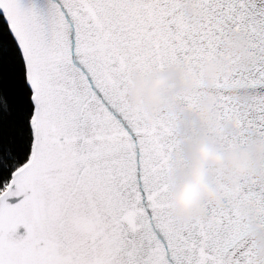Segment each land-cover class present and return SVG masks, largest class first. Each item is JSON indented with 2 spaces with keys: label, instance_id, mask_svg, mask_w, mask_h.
Instances as JSON below:
<instances>
[{
  "label": "snow or ice",
  "instance_id": "obj_1",
  "mask_svg": "<svg viewBox=\"0 0 264 264\" xmlns=\"http://www.w3.org/2000/svg\"><path fill=\"white\" fill-rule=\"evenodd\" d=\"M0 15V264H264L239 214L264 234V180L229 188L205 167L223 207L179 221L171 200L197 136L218 152L264 140V0H0ZM216 58L227 71L205 89ZM169 69L189 92L162 90L151 116L130 105L132 75Z\"/></svg>",
  "mask_w": 264,
  "mask_h": 264
},
{
  "label": "water",
  "instance_id": "obj_2",
  "mask_svg": "<svg viewBox=\"0 0 264 264\" xmlns=\"http://www.w3.org/2000/svg\"><path fill=\"white\" fill-rule=\"evenodd\" d=\"M233 41H235V45L230 46V44ZM246 47H247L246 42L240 37L236 36L235 34H229L222 43V49L224 53L227 55L235 56L237 60L239 61V63L235 66L237 68L247 67L252 62V57H250V55L246 51ZM239 52H243L244 55L243 56L239 55ZM208 66H214V70L210 74L206 75L205 69ZM170 71H173L178 74L177 80H186L188 82L189 87L185 90L182 86L178 85L176 80L169 81L164 86L157 89V93L162 97V99H163L162 90L167 89V88H171L173 90H178V91H183V92H189L192 87L191 79L185 74H183L179 69H169L166 72L157 73L155 75L145 77V78H140L134 74L130 78L129 89H128V101L130 105L133 106L130 100V93L132 92L134 82L147 88L155 80L166 76ZM225 71H227V68L224 63L223 58H216L213 61L202 65L201 70H200V76L205 86V89H207L210 86L211 81L216 75L222 74ZM233 95L235 96L236 99L238 100L240 99V97L236 96L235 93H233ZM137 104L140 105L139 101L136 102L135 106ZM204 105L208 106L207 117L202 113V110H201ZM198 111H199L200 123L204 125L210 124L211 119H212V111H213V100H212L211 95H206L204 97V99L201 101L200 105L198 106ZM202 145L207 147V149L210 152L214 154H219L225 157V160L222 163H215L212 160H207L203 163V166H202L205 183L207 184L209 188L212 189L214 194L219 198L220 205H221L219 207H223V202L221 198L216 194L215 187L209 182V177L204 171L205 167H212V168L222 170L225 173L224 179L229 188H231L235 184L237 178L243 177V176L253 177L257 179V181L264 180V140H261L259 137H255V138H252L246 145L242 147H234L232 150L227 151V152H218L215 149V147L208 144V142L204 140L203 137L197 136L191 148L185 149L186 157L189 161L188 174L180 181V183L174 188V190L171 193V200L173 203L172 215L176 210V206L174 203V197L179 193L182 184L190 178V169H191L192 163L198 159V150ZM233 154H235L238 158H240L242 154H247V158L240 160V167L243 169V171L237 172L236 166L229 163L227 158ZM205 200L211 201L207 199L206 197H203L199 204L200 208H201V204ZM239 214L241 217L245 218L246 220L248 238L252 240L256 245L257 260H264V234H262L259 231L253 219L251 218V216L247 215L244 209L242 208L239 209Z\"/></svg>",
  "mask_w": 264,
  "mask_h": 264
},
{
  "label": "clouds",
  "instance_id": "obj_3",
  "mask_svg": "<svg viewBox=\"0 0 264 264\" xmlns=\"http://www.w3.org/2000/svg\"><path fill=\"white\" fill-rule=\"evenodd\" d=\"M234 45L235 41L230 44V46ZM239 55L243 56L244 53L239 52ZM213 70L214 66H208L205 69V74L208 75ZM177 76V73L170 71L166 76L155 80L147 88L134 82L132 92L130 93V100L133 106H135L136 102L139 101L140 105L144 109L145 114L147 116H151L153 110L160 105L162 99V97L157 93L158 88L173 80H176L178 85L182 86L185 90L189 87L186 80H177ZM201 110L202 113L207 117L208 106L204 105ZM245 158H247V154H242L240 158L233 154L227 159L230 164L236 166L237 172H241L243 169L240 167V160ZM207 160H212L215 163H222L225 160V157L210 152L207 147L203 145L199 148L198 159L192 163L190 169V178L182 184L179 193L174 197L176 210L173 215L179 221L202 217L203 211L199 207V204L203 197L211 200L218 207L221 206L219 198L205 183L202 166Z\"/></svg>",
  "mask_w": 264,
  "mask_h": 264
},
{
  "label": "trees",
  "instance_id": "obj_4",
  "mask_svg": "<svg viewBox=\"0 0 264 264\" xmlns=\"http://www.w3.org/2000/svg\"><path fill=\"white\" fill-rule=\"evenodd\" d=\"M0 24H4L5 28H6V24L3 20V16L0 15ZM9 106V101H7L6 99H4L3 97H0V109H6Z\"/></svg>",
  "mask_w": 264,
  "mask_h": 264
}]
</instances>
